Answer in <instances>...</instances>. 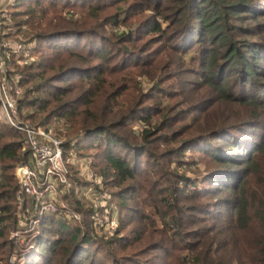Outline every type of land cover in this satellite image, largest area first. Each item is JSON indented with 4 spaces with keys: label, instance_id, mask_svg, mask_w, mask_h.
<instances>
[{
    "label": "trees",
    "instance_id": "16d2710c",
    "mask_svg": "<svg viewBox=\"0 0 264 264\" xmlns=\"http://www.w3.org/2000/svg\"><path fill=\"white\" fill-rule=\"evenodd\" d=\"M12 3L37 57L7 72L16 108L90 161L117 227L80 200L91 181L72 166L63 197L81 221L19 227L30 150L0 118V264H264V0Z\"/></svg>",
    "mask_w": 264,
    "mask_h": 264
},
{
    "label": "built area",
    "instance_id": "2783aa9c",
    "mask_svg": "<svg viewBox=\"0 0 264 264\" xmlns=\"http://www.w3.org/2000/svg\"><path fill=\"white\" fill-rule=\"evenodd\" d=\"M12 2L0 0V110L6 116L5 122L12 128L22 131L26 136V145L30 150V158L21 161L15 167V178L18 182L19 190L17 194L20 208H23L25 197L30 198L34 205V213L26 216L20 223V227L35 232L41 218L45 214L62 215L69 220L80 221V214L67 208V204L61 201L62 194L69 192L72 188L70 182L69 167L73 153L65 154L63 141L58 137L54 127L32 126L29 122L22 120L16 108V97L21 94V90L16 85L19 77L15 75L7 78V72L12 69L11 64H19L20 67L31 65L37 61L34 50L36 43L28 40H10L14 35L12 27L9 25V7ZM6 60L9 63L6 64ZM13 82L15 87L11 86ZM86 172L83 174L91 186L101 185V181L90 169V161L84 162ZM81 174V173H80ZM95 205H99L104 210L108 219L107 231L114 232L115 222L110 219V209L106 206V196L96 192ZM27 212V210H26ZM99 231V229H98ZM22 240V233L16 232Z\"/></svg>",
    "mask_w": 264,
    "mask_h": 264
},
{
    "label": "rangeland",
    "instance_id": "374dc122",
    "mask_svg": "<svg viewBox=\"0 0 264 264\" xmlns=\"http://www.w3.org/2000/svg\"><path fill=\"white\" fill-rule=\"evenodd\" d=\"M2 1H5V2H12V0H2ZM10 22V21H9ZM10 24V26L12 27V29L14 28L13 26V24H12V22H10L9 23ZM25 30V29H24ZM13 32H15L14 33V35L13 36H11L10 37V40H13V41H15V40H27L26 39V37H25V35L23 34V32H22V30H16V28H14L13 30H12ZM29 37V35H28V33H27V38ZM35 55V54H34ZM35 57H36V55H35ZM36 59H37V57H36ZM15 66H18V67H20L19 66V64H15ZM14 66V67H15ZM137 83H139L141 86H142V88L143 89H147L148 87H151L152 86V83L145 77V76H142V77H139L138 79H137ZM0 118H1V120L3 121V122H6L7 121V119H6V116L3 114V112H1V114H0ZM136 129H137V131H139V125H137L136 126ZM71 162L72 163H74V165L72 166L75 170L77 169V170H79V177L81 178V179H84V180H86V178H85V175H83L86 171L83 169L84 168V162H85V160H83L82 158H77L76 157V155H73V157L71 158ZM16 167V166H15ZM81 173V174H80ZM88 181V180H87ZM91 186V185H90ZM96 192H97V190L95 189V187H89V188H87V189H81V191L77 194L78 195V197L80 198V200L82 201V202H85V203H87V204H93L94 203V199L96 198V197H99V195H96ZM66 194V193H65ZM65 194H62L61 196H59V197H61V201H63V202H65L66 204L68 203V201L63 197ZM25 205V204H24ZM20 207V206H19ZM23 210V209H22ZM26 210H27V212H26ZM19 211H21V210H19ZM25 212H26V214H27V216L29 217L30 215H31V212H30V209L29 208H25V210H24ZM112 213H113V215H111V216H114V219H113V217H112V220H114V222H115V229H116V227H117V221H116V217H115V212H113V211H111ZM20 214V213H19ZM111 214V213H110ZM22 215V214H21ZM100 218H102V219H104L105 221H106V223H107V228H108V219L106 218V216L105 215H101L100 216ZM80 221H81V218H80ZM80 221H78V222H80ZM98 222H99V227H102V225H103V228L102 229H104V223L105 222H103V221H100V220H98ZM19 227H20V225H19ZM19 227H18V229H17V231L19 230ZM99 227H98V229H99ZM17 231H14V232H11V236H10V239L11 240H14V241H18V242H20L21 241V238H19L18 236L20 235V233H19V235L16 233ZM100 259L102 260V261H104L105 262V264H109V260H107L103 255H100ZM15 262V260H13L12 261V263H14Z\"/></svg>",
    "mask_w": 264,
    "mask_h": 264
}]
</instances>
